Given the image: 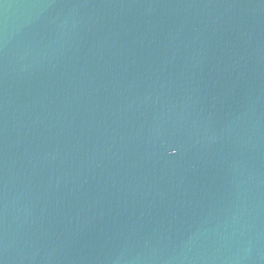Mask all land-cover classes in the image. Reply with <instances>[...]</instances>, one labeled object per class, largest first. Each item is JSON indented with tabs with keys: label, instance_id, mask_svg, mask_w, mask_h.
<instances>
[{
	"label": "water",
	"instance_id": "water-1",
	"mask_svg": "<svg viewBox=\"0 0 264 264\" xmlns=\"http://www.w3.org/2000/svg\"><path fill=\"white\" fill-rule=\"evenodd\" d=\"M0 264H264V0H0Z\"/></svg>",
	"mask_w": 264,
	"mask_h": 264
}]
</instances>
